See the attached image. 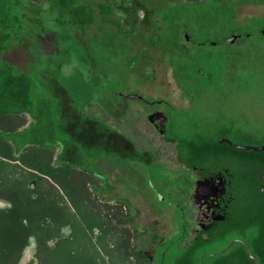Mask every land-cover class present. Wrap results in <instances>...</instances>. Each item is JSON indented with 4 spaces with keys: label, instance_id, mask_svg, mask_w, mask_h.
Returning a JSON list of instances; mask_svg holds the SVG:
<instances>
[{
    "label": "rangeland",
    "instance_id": "374dc122",
    "mask_svg": "<svg viewBox=\"0 0 264 264\" xmlns=\"http://www.w3.org/2000/svg\"><path fill=\"white\" fill-rule=\"evenodd\" d=\"M169 1L84 0L83 3L96 13L97 22L86 30H77L55 24L56 13L51 12L42 0H28L27 4L21 6L26 27L20 35L21 41L15 39L11 49L4 55L6 63L32 79L31 96L36 118L33 129L27 133V139L32 143L30 149L22 155L24 161L20 155L13 162L7 161L3 175L0 174V196H6L17 188L21 202L29 196L38 197L40 194L37 192L41 190L45 198L52 199L53 196L57 199L54 191L56 183H52L54 181L50 178L39 180L38 188L32 191L34 185L31 182L34 178L31 177L34 169L31 166L43 160L55 166V170L71 164V180L84 186L83 179L86 177L88 205L104 222L103 227L111 230L102 233L95 229L89 234L95 242L99 238H106L112 254L110 256L102 251L101 256L108 264H143L130 258L133 247L129 236L140 229L153 231L151 222L155 220L159 227L157 232L180 231L172 227L173 217L181 223L180 215H176L174 206L169 209V204L156 196L152 191V183L155 178L163 182L172 179L166 183L171 185L175 182L183 186L187 172H169L160 165L147 162L148 158L154 157L156 162H165L177 168L175 147L168 145L143 119L145 102L128 97L136 92L142 98L164 100L177 111L191 110L193 107L177 86L166 56L147 42L153 36L158 17L169 7ZM134 2L144 7L139 8L137 14L134 13ZM34 4L43 8L39 16L35 14L39 8L35 9ZM106 4L111 9V14L107 16L101 9ZM253 17H264V4L238 8L240 23ZM38 18L44 27L39 25ZM136 104L139 106L138 112L134 106ZM230 105V110L233 108L247 113L252 126L259 127L264 120V96L235 94ZM161 109L168 108L161 106ZM197 109L200 114L211 117L212 108L206 104L199 103ZM177 117L181 119L180 115ZM21 119V130L33 121L28 115ZM3 122L2 119L0 131L5 132ZM178 125H182L181 120ZM95 130L102 135L96 134ZM108 132L115 135L109 136V139ZM121 135L135 142L137 149L145 153L143 160L146 162L132 154L114 150L111 141L114 142L115 137ZM122 140L124 142H120L119 146L123 145L125 153L133 152L131 146L125 143L126 140ZM33 143L58 147L41 150V157L34 161V153L39 149ZM0 161L6 162L2 158ZM81 167L95 174L91 175ZM122 201L129 202L133 209L138 210L135 223L139 230L127 223L121 225L118 231L113 228L120 220L129 217ZM10 207L11 203L0 197V209L7 210ZM69 208L74 212L72 206ZM236 234L228 232L211 250H223L232 241L239 239ZM70 235L71 228L65 227L60 238H69ZM58 239H51L48 246L53 248L58 245ZM37 251V241L32 237L17 264H48L37 258Z\"/></svg>",
    "mask_w": 264,
    "mask_h": 264
},
{
    "label": "trees",
    "instance_id": "16d2710c",
    "mask_svg": "<svg viewBox=\"0 0 264 264\" xmlns=\"http://www.w3.org/2000/svg\"><path fill=\"white\" fill-rule=\"evenodd\" d=\"M83 2L42 0L56 13L55 24L77 30H86L97 22L96 13ZM27 3L28 0H0V122L3 119L6 127L5 132L0 131V158L6 161H0L2 175L7 161L13 162L19 155L24 161L22 155L32 143L27 133L33 129L36 118L32 79L4 61L14 40L21 41L20 35L26 29L21 6ZM134 3L137 14L138 9L144 7ZM263 4L264 0H170L169 7L158 17L153 36L147 41L166 56L177 86L193 105L181 119L173 116L168 139L176 144L180 160L188 166L211 160L216 164L232 163L238 175L237 185L248 192L246 198L241 197L242 191L237 195L240 197L229 232L245 240L260 264H264V196L259 187L264 176V152L223 146L221 140L227 138L237 145L264 147V120L259 127L252 126L247 113L228 107L235 94L264 96V17L247 18L244 23L238 21L239 7ZM33 6L37 9L40 5ZM101 9L104 15L111 14L107 4ZM40 11L43 8L35 10V14L39 16ZM38 20L44 27L42 20ZM233 36L241 37L230 44ZM199 103L212 108L211 117L199 113ZM25 115L33 121L21 130V118ZM180 120L183 126L178 125ZM96 130V134L102 135ZM114 135L108 132L109 139ZM33 144L39 149L34 153V161L41 157V150L58 147ZM47 164L43 160L31 166L34 169L32 191L41 180L50 178L56 183L55 189L51 188L56 190L57 199L45 198L44 191L38 190V197L27 196L26 201L21 202L17 188L10 191L11 195L0 196L11 203L9 209H0V264H17L32 237L38 244L37 258L48 264H108L101 256L102 251L112 254L106 238L95 242L89 236L95 229L102 233L111 230L103 227L104 222L88 205V180L84 177V186L75 184L71 180V164L58 170ZM81 169L95 174L87 168ZM122 203L125 206V201ZM127 222V219L120 220L113 228L118 231ZM65 227L71 228V235L63 239L60 237ZM53 238L59 239L58 245L52 248L48 243ZM218 257L225 258L227 264H256L242 243H236Z\"/></svg>",
    "mask_w": 264,
    "mask_h": 264
},
{
    "label": "flooded vegetation",
    "instance_id": "af4514ba",
    "mask_svg": "<svg viewBox=\"0 0 264 264\" xmlns=\"http://www.w3.org/2000/svg\"><path fill=\"white\" fill-rule=\"evenodd\" d=\"M128 97L145 102L146 106L142 110V113H144L143 119L158 132L168 145L175 147V165L177 168H172L165 162H156L154 157L148 158L147 162L150 161L154 165H160L169 172H187L184 175L185 177L183 176L185 180L183 186L175 182L171 185L166 183L167 180L172 181V179H166L163 182L155 178L152 183V191L156 196L162 198L163 202L168 203L169 209L174 206L176 215H180V224L175 217L172 219V227L176 228V231L178 229L180 231L157 232L156 230L159 229L158 222L156 220L154 223L151 222L153 231L148 232L146 229H140L139 232L129 236L133 247L130 250V258L143 264H227L225 258L220 259L218 256L226 253L232 247L226 250L228 245L219 251L211 249L231 228V221L238 204L237 199L240 197L237 198V195L242 191L241 197L246 198L248 192L245 189L241 190V187L237 185L238 175L234 166L232 163L216 164L212 160L192 167L183 163L178 156L176 144L170 141L167 136L169 128L174 123L172 121L173 116H181L190 110L177 111L175 107L164 100L142 98L136 92ZM134 106L138 112V104ZM161 106H166L168 109H161ZM123 138L126 140L127 146H131L133 152L125 153L126 149L123 145L120 144L119 146ZM111 143H114L113 148L115 151L132 154L139 160L144 161L145 153L140 152L135 142L126 135L116 136L115 141H111ZM221 144L232 146L234 143L224 138L221 140ZM136 151L138 154H135ZM259 185L264 196V176ZM175 186L176 188H174ZM125 206L129 212L127 224H130L135 230H139L135 223L138 210L133 209L127 201H125ZM162 210H167V208ZM237 240L245 242L244 239L239 238Z\"/></svg>",
    "mask_w": 264,
    "mask_h": 264
},
{
    "label": "water",
    "instance_id": "95a60500",
    "mask_svg": "<svg viewBox=\"0 0 264 264\" xmlns=\"http://www.w3.org/2000/svg\"><path fill=\"white\" fill-rule=\"evenodd\" d=\"M241 36H233L230 40L229 43L230 44H235L236 41L238 40V38ZM189 39V38H188ZM232 146L236 149H240V150H248V151H254V152H264V147H249V146H240V145H234L232 144ZM237 242H241L245 245L251 259H253L255 261L256 264H260L258 258L256 256H254L252 254L251 248L249 247L248 244H246L244 241L242 240H234L230 243V245L226 248V250L230 249L234 244H236ZM224 250V251H226Z\"/></svg>",
    "mask_w": 264,
    "mask_h": 264
}]
</instances>
